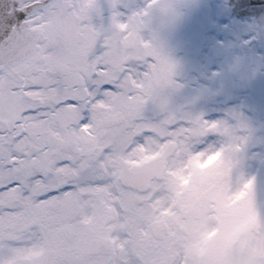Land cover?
<instances>
[{
	"label": "snow or ice",
	"instance_id": "6c2138e0",
	"mask_svg": "<svg viewBox=\"0 0 264 264\" xmlns=\"http://www.w3.org/2000/svg\"><path fill=\"white\" fill-rule=\"evenodd\" d=\"M160 6L0 0V264H187L169 237L216 171L264 225L238 173L247 125L169 107L176 65L146 34Z\"/></svg>",
	"mask_w": 264,
	"mask_h": 264
},
{
	"label": "rangeland",
	"instance_id": "374dc122",
	"mask_svg": "<svg viewBox=\"0 0 264 264\" xmlns=\"http://www.w3.org/2000/svg\"><path fill=\"white\" fill-rule=\"evenodd\" d=\"M147 3L119 0L125 15L142 11ZM159 3L150 12L146 34L176 65L174 81L179 87L166 90L169 107L209 121L231 123L236 117L247 125L249 139L239 154L238 173L255 178L256 204L264 213V49L249 44L252 35L238 36L240 21L225 18L215 0ZM166 5L174 6L173 14L165 13ZM144 115L153 121L162 118L152 105ZM219 159V153L211 157L207 168ZM197 167L200 172L207 169ZM222 177L216 171L214 182L196 190L186 220L169 237L170 246L187 257V264H241L242 254H247V264L264 258L259 214L246 197L229 198Z\"/></svg>",
	"mask_w": 264,
	"mask_h": 264
},
{
	"label": "water",
	"instance_id": "95a60500",
	"mask_svg": "<svg viewBox=\"0 0 264 264\" xmlns=\"http://www.w3.org/2000/svg\"><path fill=\"white\" fill-rule=\"evenodd\" d=\"M225 5L226 15L235 20H251L252 29L256 33V42L264 45V0H218Z\"/></svg>",
	"mask_w": 264,
	"mask_h": 264
},
{
	"label": "clouds",
	"instance_id": "9594fccd",
	"mask_svg": "<svg viewBox=\"0 0 264 264\" xmlns=\"http://www.w3.org/2000/svg\"><path fill=\"white\" fill-rule=\"evenodd\" d=\"M212 166H210V168H211Z\"/></svg>",
	"mask_w": 264,
	"mask_h": 264
}]
</instances>
